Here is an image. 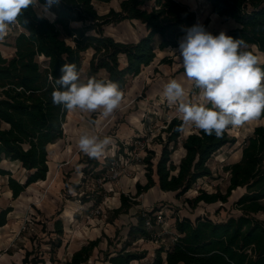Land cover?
Wrapping results in <instances>:
<instances>
[{"label":"trees","instance_id":"obj_1","mask_svg":"<svg viewBox=\"0 0 264 264\" xmlns=\"http://www.w3.org/2000/svg\"><path fill=\"white\" fill-rule=\"evenodd\" d=\"M111 0H61L51 9L54 22L37 18L29 7L18 17L19 30L15 38V53L5 57L0 51V162H18L26 170L24 180L14 176L10 169L0 166V175L7 176L13 199L18 198L32 183L46 179L49 171V145L64 136L69 111L52 103V79L59 78L63 64L83 67L85 53L92 50L88 77L117 82L120 90L127 86L130 76L138 75L151 64L159 51L178 47L185 29L197 23L191 6L181 0H120V8L101 13L99 2ZM212 12L231 19L234 26L226 33L243 38L249 51L264 54V0H206ZM151 2V3H150ZM45 0H40L44 4ZM138 20L146 33L136 41H123L106 32V26L123 20ZM79 26H71L72 22ZM209 19L203 24L208 28ZM215 34L214 32H212ZM174 56L165 55L161 63L173 64ZM264 61V58L262 59ZM264 66V65H262ZM178 71H184L181 67ZM147 86L140 97H144ZM193 91H196L192 89ZM262 123L244 140L240 159L225 165L229 183L225 190L200 188L198 194L186 197L196 208L200 203H226L233 191L245 189L234 206L240 214L223 220L198 215L177 217L176 233L168 245L161 244L154 258L145 261L147 249L130 248L140 238L150 239L147 217L156 220V211L141 210L136 214L127 239L114 252H107L110 264H264V115ZM182 121L173 117L164 128L166 139L159 136L162 147L156 162L154 150L144 157L147 164V182H137L135 194L121 193V205L113 209L112 220L126 213L142 193L154 186L172 192L180 198L189 192L200 178L213 176L210 160L224 146L234 145L237 138L230 128L217 138L195 129L185 135L175 131ZM184 147L185 155L177 164L173 153ZM118 155V154H117ZM111 157H109V161ZM97 167V158H90ZM90 165V163H89ZM100 175V174H99ZM102 175V173H101ZM1 197V194H0ZM95 205L102 198H95ZM13 206H0V227L8 223ZM64 234L63 221H55V230ZM101 237L92 239L76 250L62 264H83L89 261L99 247ZM58 239L52 247L61 246ZM33 256L28 250L24 264H45L44 258ZM51 261L54 262V260Z\"/></svg>","mask_w":264,"mask_h":264},{"label":"rangeland","instance_id":"obj_2","mask_svg":"<svg viewBox=\"0 0 264 264\" xmlns=\"http://www.w3.org/2000/svg\"><path fill=\"white\" fill-rule=\"evenodd\" d=\"M181 1L195 10L197 22L204 23L209 19L208 29L215 34H219L221 30L227 33L234 26L231 19L214 14L212 5L206 0ZM97 7L101 13L112 7L119 9L120 0L99 2ZM106 32L118 39L130 41L146 33L139 21L129 19L106 26ZM176 48L159 52L156 61L144 68L139 77L121 90V106L111 116L105 118L99 112L69 111L63 138L49 147L50 170L44 181L32 184L18 198L13 199L7 176L0 175V206H13L8 215V227L0 228V264H24L23 258L28 250H33L31 257L39 256L47 261L52 258L55 263L48 264H59V260L65 262L83 244L98 237L102 238L99 247L94 250L89 261L83 264H110L106 253L114 252L127 239L128 227L135 212L141 208L163 209L166 223L164 226H156L153 231V235L159 233V241H156V237L138 239L130 247L133 250L147 249L149 254L144 261L146 262L154 258L155 251L161 244L168 245L174 237L177 217L189 216L194 219L198 215H208L214 220H223L240 214L234 203L245 191L241 187L233 191L226 203L202 202L193 208L186 201V197L195 196L200 188L208 191H216L219 187L222 190L227 188L230 175L224 167L240 159L242 144L255 126L263 122L260 119L248 122L240 128L229 129L237 142L224 146L212 157L210 165L213 176L200 178L186 195L176 198L174 193H166L154 186L138 197L140 205H133L128 212L111 219L113 209L120 204V194H135L136 178L143 184L147 182V164L143 159L149 150H154L153 160L157 161L162 147L159 136L166 139L164 128L173 117L178 116L176 106H169L163 98L164 85L176 79L189 91V98L196 101L197 92L192 90V86L185 79L184 71L178 72L181 68L180 62L169 50ZM87 55L86 52L85 57ZM164 55L174 56L175 62L171 66L161 65L159 61ZM258 56L261 60L264 58V54L260 52ZM168 66L172 68L169 70ZM86 69L85 65L81 71L84 79L88 77ZM145 86V96L140 97ZM84 132L112 139V144L106 148L105 153L97 158V167L78 147L79 136ZM181 152L180 149L177 150L173 158L177 159ZM114 153L120 156L119 164L117 172L113 171L115 174L110 175L112 171L107 170V156ZM0 166L10 169L17 178L24 180L26 177V170L18 162L4 160L0 162ZM95 198H102V202L95 205ZM98 209L102 213H98ZM259 216L264 218L263 214ZM56 217L64 220L63 237L48 232ZM163 228H167L166 233L161 231ZM58 239L62 241L61 246L52 247Z\"/></svg>","mask_w":264,"mask_h":264},{"label":"clouds","instance_id":"obj_3","mask_svg":"<svg viewBox=\"0 0 264 264\" xmlns=\"http://www.w3.org/2000/svg\"><path fill=\"white\" fill-rule=\"evenodd\" d=\"M61 0H0V41L8 34L11 25L18 22L24 10L36 11L37 18L54 22L51 11ZM71 26H79L72 22ZM178 41V48L169 49L179 60L184 77L197 92L196 101L176 79L163 88V98L169 106H176L182 121L175 131L185 133L191 128L202 130L217 138L229 128H240L264 115V61L249 51L248 43L233 38L221 30L213 34L203 23L186 28ZM62 75L52 79V103L67 111L99 112L111 116L123 100L117 82L94 77L84 79L77 66L63 64ZM112 144L110 137L100 138L82 133L79 149L90 158H100Z\"/></svg>","mask_w":264,"mask_h":264},{"label":"crops","instance_id":"obj_4","mask_svg":"<svg viewBox=\"0 0 264 264\" xmlns=\"http://www.w3.org/2000/svg\"><path fill=\"white\" fill-rule=\"evenodd\" d=\"M136 21H138V20H136ZM140 22V21H139ZM141 23V22H140ZM142 24V23H141ZM143 26H144V28H145V25L144 24H142ZM20 30H22V28L20 29ZM19 31V29L18 28H16V27H14V28H11V26H10V28H9V31H8V34L6 35V37L2 40V41H0V51H1V53H2V55L3 56H5V57H11L12 55H14V53H15V50H16V47H15V38H16V34H17V32ZM145 32H146V28H145ZM115 37V36H114ZM116 38V37H115ZM140 38V37H139ZM138 38V39H139ZM118 39V38H117ZM138 39H136V40H138ZM119 40H123V41H130V40H124V39H119ZM136 40H133V41H136ZM163 51H165V50H163ZM92 50L90 51V50H88L87 51V53H88V55H87V57H85L84 58V60H83V67H82V69H81V71L84 69V66L86 65L87 66V69H86V72L88 71V67H89V62H90V58H91V56H92ZM159 52H162V51H159ZM158 52V55H160V53ZM158 55H157V57H158ZM165 56V55H164ZM163 56V57H164ZM157 57H156V59H157ZM162 57V58H163ZM156 59L151 63V64H149V65H147V66H144L143 67V69L141 70V72L138 74V75H136V76H130L129 77V80H128V83H127V85L131 82V81H133L135 78H137V77H139L141 74H142V71L144 70V68H146V67H149V66H151L155 61H156ZM161 61V60H160ZM159 61V63L161 64V65H163V64H166V63H161ZM175 62V61H174ZM173 62V63H174ZM167 65H170V64H167ZM172 65V64H171ZM170 65V66H171ZM170 66H168L169 67V70H170V68H172V67H170ZM173 69H174V67H173ZM179 70V69H178ZM80 71V72H81ZM178 72H183V71H178ZM87 76H88V73H87ZM135 86V85H134ZM127 87V86H126ZM136 87V86H135ZM193 130H195V129H191V130H187L186 131V133H184L185 135H187L188 133H190V132H192ZM63 138V137H62ZM61 138V139H62ZM61 139H58L56 142H54V143H57V142H59ZM182 152H181V154H180V156L177 158V159H174L173 158V160L175 161V163H179L180 162V160H181V158L185 155V153H186V150L184 149V147H180L179 148ZM179 149H177V150H179ZM48 150H49V152H50V149L48 148ZM176 150V151H177ZM242 150V149H241ZM175 151V152H176ZM174 152V153H175ZM173 153V154H174ZM114 154H116V153H114ZM114 154H112V155H110V156H107V157H112ZM117 155V154H116ZM11 162V161H10ZM49 170H50V166H49ZM49 172V171H48ZM40 181H44V179H42V180H39V181H37V182H34V183H32V184H35V183H39ZM138 181H140L139 179H137L136 178V180H135V184H137V182ZM141 182V181H140ZM142 183V182H141ZM31 184V185H32ZM143 184V183H142ZM145 184V183H144ZM30 185V186H31ZM29 187V186H28ZM9 188V187H8ZM153 188V187H152ZM151 189V188H150ZM9 191L11 192V194H12V191H11V189L9 188ZM165 192V191H164ZM166 193H169V192H166ZM13 197V196H12ZM120 198H121V194H120ZM138 199V198H137ZM139 202H140V200H139ZM95 204V203H94ZM121 205V199H120V204H118L116 207H119ZM138 205H140V203L138 204ZM10 206H12V205H10ZM115 207V208H116ZM141 210H145V208H141V209H139V210H137V212L138 211H141ZM137 212H135V216H133V221H132V223H136L137 222V217H136V214H137ZM64 217V216H63ZM58 219H61L62 221H63V226H64V220H63V218H55L54 219V222H53V227H49L48 229V232L49 233H51V234H53V233H56L54 230H55V221L56 220H58ZM176 220V219H175ZM131 223V224H132ZM131 224H129V227H128V230H129V228H130V225ZM8 225H9V223H7L5 226H3V227H0V228H6V227H8ZM65 228V227H64ZM174 229H175V227H174ZM176 230V229H175ZM57 234V233H56ZM127 234H128V231H127ZM128 236V235H127ZM63 237V236H62ZM88 243V242H87ZM87 243H85V244H87ZM84 245V244H83ZM82 245V246H83ZM81 246V247H82ZM80 247V248H81ZM79 248V249H80ZM78 250V249H77ZM73 255V254H72ZM71 258V257H70ZM69 258V259H70ZM24 259V258H23ZM46 261V263L45 264H48L49 262H51V263H55V262H52L51 261V259H50V261H47V260H45ZM58 263L59 264H62V263H64V262H62V261H58ZM42 264V263H41Z\"/></svg>","mask_w":264,"mask_h":264},{"label":"built area","instance_id":"obj_5","mask_svg":"<svg viewBox=\"0 0 264 264\" xmlns=\"http://www.w3.org/2000/svg\"><path fill=\"white\" fill-rule=\"evenodd\" d=\"M14 27L18 28L19 30L21 29V25L18 22L14 25H11V28H14ZM119 158H120V156H117L116 154H114L111 157V160L109 161L108 168H107V170H109V172L112 171V174H110V175H114L115 172H117L116 168H117V165L119 164ZM113 171H115V172H113ZM110 175H109V177H110ZM104 178H105V180L107 179L106 177H104ZM97 212L102 213V210L98 209ZM155 216H156L155 221H153V219L151 217H147V220H146L147 228L152 230V232L155 230L156 226H164V224L166 223V214H165V211L163 209L157 210ZM161 231L166 233L167 228H163ZM154 235L152 237H156V241L158 242L159 238H160L159 233H155ZM140 240H145V238H140Z\"/></svg>","mask_w":264,"mask_h":264},{"label":"bare ground","instance_id":"obj_6","mask_svg":"<svg viewBox=\"0 0 264 264\" xmlns=\"http://www.w3.org/2000/svg\"><path fill=\"white\" fill-rule=\"evenodd\" d=\"M54 144H55V143L50 144L49 147L52 146V145H54Z\"/></svg>","mask_w":264,"mask_h":264}]
</instances>
